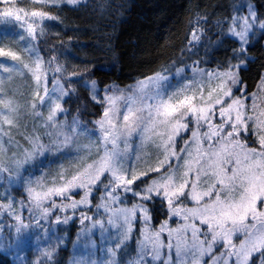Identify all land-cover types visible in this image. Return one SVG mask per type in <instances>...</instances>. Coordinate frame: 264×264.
Here are the masks:
<instances>
[{
	"label": "snow or ice",
	"instance_id": "snow-or-ice-1",
	"mask_svg": "<svg viewBox=\"0 0 264 264\" xmlns=\"http://www.w3.org/2000/svg\"><path fill=\"white\" fill-rule=\"evenodd\" d=\"M84 2L0 0V28L21 31L0 38V58L15 62L10 67L0 61V73L9 74L0 75V175L19 178L27 170L31 176L37 156H55L74 144L76 153L72 171L60 164L51 177L42 172L25 178V197L18 202L7 189L0 190V215L7 212L15 221L8 225V238L0 224V246L5 239L22 241L42 221L69 225L78 214V239L85 233L91 238L96 228L102 238L112 232L114 246L99 264H264V74L256 92L245 75L256 59L250 45L264 37L260 7L255 0H230L229 14L212 22L216 35L214 40L208 36L212 48L205 52L228 48L231 53L215 67L203 66L209 59L163 66L125 88L86 78L91 68L68 72L54 44L51 58L38 46L49 28L46 21L67 28L59 13L65 5L76 9ZM202 21H208L206 14L189 21V52L207 35ZM26 38L29 42L22 44ZM60 43L67 48L71 39ZM101 68L112 70L95 65L96 71ZM72 100L75 114L65 106ZM89 112L91 120L84 116ZM137 132L136 159L149 144L162 157L128 168L117 163L128 151L120 142ZM80 138L87 143H78ZM185 149L190 158L177 180L171 160ZM204 176L210 178L206 188L200 184ZM61 244L63 237L31 264H55L53 253ZM69 264L81 262L73 258Z\"/></svg>",
	"mask_w": 264,
	"mask_h": 264
},
{
	"label": "trees",
	"instance_id": "trees-1",
	"mask_svg": "<svg viewBox=\"0 0 264 264\" xmlns=\"http://www.w3.org/2000/svg\"><path fill=\"white\" fill-rule=\"evenodd\" d=\"M255 2L264 13V0ZM229 3L230 0H86L76 9L63 7L59 14L68 27L51 22L54 34L44 37L38 46L47 55L54 44L61 55L59 62L64 63L70 72L91 68L86 78L102 84L114 82L126 86L181 56L191 34L189 21L198 13L208 16V21L202 23L208 29V36L214 40L216 33L212 22L229 14ZM69 39L70 46L61 45V40L67 43ZM225 40L230 46L227 42L230 38L225 37ZM250 48V55L256 59L249 61L245 75L247 85L253 91L264 71V48L260 39L255 40ZM229 55L228 48L214 49L209 54L212 60L209 66L214 67L217 59L223 60ZM95 65L112 70L107 72L101 68L96 71ZM78 95L85 93L80 91ZM73 102L70 107H77ZM89 115L90 112L84 114L85 118ZM44 242L51 243L55 249L56 236L49 232ZM66 248L60 245L54 252L55 264H66ZM8 251L7 247L0 250V264H18L15 254ZM15 251L24 252L23 247Z\"/></svg>",
	"mask_w": 264,
	"mask_h": 264
},
{
	"label": "rangeland",
	"instance_id": "rangeland-1",
	"mask_svg": "<svg viewBox=\"0 0 264 264\" xmlns=\"http://www.w3.org/2000/svg\"><path fill=\"white\" fill-rule=\"evenodd\" d=\"M85 3L86 2L81 3L80 5H83ZM64 7H67V6L65 5ZM45 23L47 25H49V28H48V31L46 32V35L44 37L49 36V35H53L54 33H52V23L48 22V21H46ZM205 31H206L207 35L203 38V42L200 45H197L196 47L193 48V50L191 52H189L186 50L188 48V43H187L186 48L182 52L181 56L178 59H176L173 63H171L167 66H173V67L174 66H183L185 63L190 64L191 62L197 61V60H199V61H201V63H203L205 59H209L210 61H212L209 58L210 52H205V47L212 48V45L208 43V29L205 28ZM19 34H21V31L18 29L14 31L12 29L0 28V38L16 37ZM25 36H26V33H25ZM190 38H191V34H190ZM257 39L261 40L262 46L264 48V37H257L256 40ZM42 40H40V41H42ZM40 41L37 42L38 45L40 44ZM28 42L29 41L26 38V40L24 42H21V43L27 45ZM5 44L6 45L12 44L13 48L15 49V44L13 43L12 39H6ZM214 49L216 50L217 48H213L212 51ZM52 54L53 53L50 51L45 56L47 58H51ZM56 54H58L59 59H60L61 55H60L59 50L57 51ZM64 59L66 61L69 60L66 58H64ZM0 61H3L5 64H7L10 67L15 66V62H12L8 58H0ZM210 61H209V63L203 64V66L209 67ZM67 71L70 72L69 70H67ZM262 74H264V71L262 72ZM262 74H260V76ZM0 75L7 77L9 74L8 73H0ZM189 75H190V73H189ZM18 80H19V78H17V81ZM134 83H132V84H134ZM173 83H175V80H173ZM132 84H129V85H132ZM258 84H259V81H258L257 85ZM129 85L120 86V87L126 88ZM81 91H83L82 86H81ZM256 91H257V87H255L254 90L251 92H256ZM73 103H76V101L74 100ZM248 103L251 104V100H249ZM257 103L259 104L260 102L257 101ZM70 105L71 104L69 103L65 106L69 109L71 114H75L76 106L70 107ZM86 118L91 120L92 117H91V115H89ZM201 127L206 128V125L202 124ZM31 129H32V124L29 120L28 130L31 131ZM40 131L43 132L44 130L40 129ZM92 135H93V137H95L98 134L93 133ZM17 138L20 139L19 137H17ZM6 139H7V137H5V140ZM254 140H255L254 135L248 137L249 143H252ZM125 142L128 145V151L126 153L121 152V154L117 157V163H123L128 168H131L133 166H137V167L142 168V167H144V161H148V163H150V164H155L157 162L158 156L162 157L160 150L157 147L153 146L152 144H149L147 146V148L141 147V149H140L141 153H142L141 159L139 161L136 159L138 147L140 146V134H139V132L133 134L131 137L126 138V140L122 139L120 142V148L121 149L124 148ZM78 143H87V141L84 140L83 138H80ZM74 147H75V144L72 146V148H74ZM109 147H111V146H109ZM72 148H69V149L65 150L64 152L57 153V154H55V156H49V155L37 156V158L30 165V170L32 173L31 176L29 175L27 170L24 171L19 178L10 179L8 173L0 175V190L7 189L11 193V196L14 198V200L18 202L22 198L25 197V193L23 192V187H22L24 184L25 178L33 179L34 177L41 175L42 172H47L49 174V177H51L54 175L55 171L57 170V168L59 167L60 164H64L65 167L69 168L70 171L74 170L72 168V163H73V160H74L76 153L72 150ZM145 153H147V154H145ZM92 155L94 157L96 156V149L95 148H93V150H92ZM189 158L190 157L188 155L187 149L184 150L183 154L177 153L176 157L172 158L171 163H172V167L175 169V178L177 180L182 179V173L184 171L182 166L184 164L185 159H189ZM194 178H195V176L193 175V179ZM208 183H210L209 177H207V176L201 177V180H200L201 187L206 188L208 186ZM98 195L99 194H97V196ZM185 206H187V205H185ZM21 212H22L23 216L25 218H27V216H28L27 210L22 209ZM95 212H96V209L93 208V209L89 210V215H92ZM99 215H101V216L103 215V210H100ZM94 218H99V217L94 216ZM14 223H15V221L7 214V212L0 215V224H3L5 226L4 231H3V236L5 238H8L10 235V230L8 228V225L14 224ZM89 223H90L89 221H85V225H88ZM105 226H107L106 222H105ZM45 228L50 229L48 231V233L49 232L53 233L56 236V240L63 237V241L65 243L63 242V244H61V245H63L64 247L67 246L66 249H68V258H67L66 264H69V261L72 260L73 258H75L76 260H79L81 262V264H92V262L94 260L97 261V264H99V262L102 259L108 258L107 249L111 246H114V241L110 243V240H109V237L112 235L111 230L106 234L105 237L102 238L100 235L101 230L99 228H96L93 230V234H92L91 238L85 233L84 235H82L78 239L77 233L80 232L81 225L79 223V216L77 214L74 221L71 222L69 225H62V224L61 225H55V224L47 225L42 221L40 223L39 227H33L32 229H30L26 233V235L22 241H17L15 243H13L10 239H5L3 241V246H0V250H2L4 247H7V248H9L8 252H12L13 255L15 254L16 259L18 260V264H31L32 261H35L40 256V253L43 250L54 249L52 247L54 245H51V243L47 244L44 242V239H45L46 235L48 234V233L45 234V231H44ZM51 229H54L55 231H51ZM12 233L14 234V230H12ZM92 241L95 242L94 247L92 246ZM66 244H69V245H66ZM22 247H23L24 252L17 253V251H15V249L22 248ZM133 247H134V245H133ZM54 254L55 253H53V259L55 260ZM42 264H43V262H42Z\"/></svg>",
	"mask_w": 264,
	"mask_h": 264
},
{
	"label": "bare ground",
	"instance_id": "bare-ground-1",
	"mask_svg": "<svg viewBox=\"0 0 264 264\" xmlns=\"http://www.w3.org/2000/svg\"><path fill=\"white\" fill-rule=\"evenodd\" d=\"M263 72V71H262ZM262 74V73H261Z\"/></svg>",
	"mask_w": 264,
	"mask_h": 264
}]
</instances>
